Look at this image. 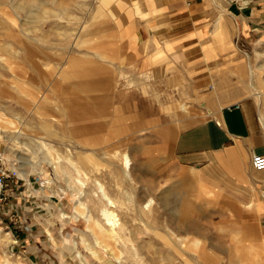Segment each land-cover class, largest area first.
I'll list each match as a JSON object with an SVG mask.
<instances>
[{"label": "rangeland", "instance_id": "374dc122", "mask_svg": "<svg viewBox=\"0 0 264 264\" xmlns=\"http://www.w3.org/2000/svg\"><path fill=\"white\" fill-rule=\"evenodd\" d=\"M104 1L0 0V108L7 117L19 110L28 121L16 150L28 156L36 148L38 159L11 160L27 172L0 204V264H264V244L242 257L236 246L248 248L251 233L210 215L188 183L193 172L171 158L173 136L214 113L218 105L207 94L213 88L183 86L168 55L156 53L146 69L125 53ZM13 129L0 127V146L16 158L7 150L15 140L3 134L14 136ZM36 138L51 144L56 169L41 159L46 148ZM77 177L87 182L82 188ZM97 179L118 200L123 224L114 242L105 238L108 247L97 242L93 223L61 214L85 215L75 207L80 198L103 221Z\"/></svg>", "mask_w": 264, "mask_h": 264}, {"label": "crops", "instance_id": "0c3cea01", "mask_svg": "<svg viewBox=\"0 0 264 264\" xmlns=\"http://www.w3.org/2000/svg\"><path fill=\"white\" fill-rule=\"evenodd\" d=\"M104 3L114 12L124 52L140 57L146 69L150 57L163 49L175 63L171 71L184 75L183 86L213 88L216 83L219 97L207 93L208 101L218 105L214 113L173 136L171 158L193 172L188 183L204 209H212L210 215L251 233L248 248L236 246L245 256L264 244V169L252 163L254 153H264V0ZM160 146L154 143L155 149ZM61 214L83 217L89 227L84 214Z\"/></svg>", "mask_w": 264, "mask_h": 264}, {"label": "bare ground", "instance_id": "6f19581e", "mask_svg": "<svg viewBox=\"0 0 264 264\" xmlns=\"http://www.w3.org/2000/svg\"><path fill=\"white\" fill-rule=\"evenodd\" d=\"M157 52H158L157 54H159L160 56L164 55V51L162 49H159ZM215 84L213 85L214 87L211 90L210 95H215V96L219 97V92H218V89H217ZM218 99H220V98H218ZM34 104H36V103H34ZM36 105H38V104H36ZM185 105H186L185 102H183L182 106L186 107ZM202 105H206V102H202ZM45 120L46 121H44L43 124L49 125L50 124L49 120H47V119H45ZM27 122L28 121H25V119L23 118V116H22V114L20 113L19 110L14 114V117H7L6 115H4V112L1 111V108H0V127L3 129V132H7L8 130L13 129V128H14L13 130L16 131V134L14 136H11L9 134L3 133L11 141L15 140L13 144L7 146V150L9 149L13 153H15L17 151V154L15 153L17 155L16 158H12L11 155L9 153H7V156H8L10 161L11 160L14 161V160L20 159L21 161H23V163H27V162L33 163V162L38 160L35 157L36 148L32 149V150H34V154H30L28 156L25 155L24 153H20L19 150H16V148H18L20 146L19 143H18L19 140L17 139V135L20 136L19 134H22L24 132V130L21 128V125L23 126ZM35 142H37V144L42 143L45 146V148H46V149H43V153L40 156L41 159L48 158L49 161L53 164V166H55V169H56L57 165L54 164V161L51 158L52 156H53V158L55 157L53 154H51V144H49L46 140H44L42 138H36ZM68 148L71 149V147H68ZM58 157H60V155H58ZM122 161H123L124 173L127 176H130V167H131L130 162H131V158H130L128 152H126V151L123 152ZM17 169H18V173L21 176H24L26 174V172H27V170H24V169H19V168H17ZM76 180L79 183V185L81 186V188H82V186H84L87 183L86 180L84 178H82V177H77ZM97 184H98V191L100 192V196L102 197V199L105 200V204L101 207L103 221L100 220L97 217L92 216V214L88 210H85L86 209V205L84 204V200L83 199H80V198L78 199L77 198L78 200H77V202L75 204V207L78 210H80L83 213H85V215L87 216L89 222L93 223L94 226H91V229L93 230V232L95 234L97 242L102 243L103 245L108 247L109 243L105 242L106 241L105 238H107V239H109L111 241L113 240V242H114V240H116L117 237L120 234V229H123V224H122V222L120 220V216H119L118 212L115 209V207H117V205H118V203H117L118 200L115 198V196H113L107 190L106 184L102 180L97 179ZM80 192H81V194L84 193L82 190H80ZM152 203H153V197L148 198L146 200V202L144 203V208L149 210L151 205H152ZM7 233L8 232H6V234ZM81 239H82L83 242L87 241V238H86V236L84 234H82ZM103 242H105V244ZM88 243H89L91 248L94 247L93 244H90V242H88ZM110 246H111V248H113V251L116 254V257H118L119 259L122 258L121 254H122L123 251L118 250L113 243ZM207 256H209V255L207 254ZM205 259H206V257H205ZM207 259H209V257ZM198 262H199V260H198ZM6 264H9V262L6 261Z\"/></svg>", "mask_w": 264, "mask_h": 264}, {"label": "built area", "instance_id": "2783aa9c", "mask_svg": "<svg viewBox=\"0 0 264 264\" xmlns=\"http://www.w3.org/2000/svg\"><path fill=\"white\" fill-rule=\"evenodd\" d=\"M252 163L255 168L264 169V153H254ZM19 177L18 169L11 165L6 150L0 146V204L11 197L10 191Z\"/></svg>", "mask_w": 264, "mask_h": 264}]
</instances>
